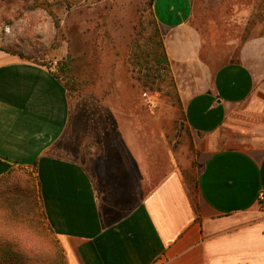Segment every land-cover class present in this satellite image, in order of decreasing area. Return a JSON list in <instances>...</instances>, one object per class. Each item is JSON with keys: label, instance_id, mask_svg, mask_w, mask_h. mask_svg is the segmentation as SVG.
Returning <instances> with one entry per match:
<instances>
[{"label": "crops", "instance_id": "crops-1", "mask_svg": "<svg viewBox=\"0 0 264 264\" xmlns=\"http://www.w3.org/2000/svg\"><path fill=\"white\" fill-rule=\"evenodd\" d=\"M205 2L152 5L199 150L197 199L188 175L134 146L88 162L61 155L66 87L0 47V177L35 169L69 264H264V34L223 51L201 29Z\"/></svg>", "mask_w": 264, "mask_h": 264}, {"label": "rangeland", "instance_id": "rangeland-1", "mask_svg": "<svg viewBox=\"0 0 264 264\" xmlns=\"http://www.w3.org/2000/svg\"><path fill=\"white\" fill-rule=\"evenodd\" d=\"M205 1L201 29L222 41L223 51L242 37L264 34V0ZM149 2L0 0V47L55 71L71 60V77L61 75L71 103L61 155L88 162L90 154L108 159L134 146L159 166L188 175L197 199L199 150L178 103L175 76V87L168 78L152 90L148 70L132 62ZM4 249L17 254L14 264H69L43 215L33 169L19 167L0 177V252Z\"/></svg>", "mask_w": 264, "mask_h": 264}, {"label": "trees", "instance_id": "trees-1", "mask_svg": "<svg viewBox=\"0 0 264 264\" xmlns=\"http://www.w3.org/2000/svg\"><path fill=\"white\" fill-rule=\"evenodd\" d=\"M153 1L154 0H150L149 2L148 16L146 18L145 25L139 33L140 36L135 40L133 51L131 52L133 64L135 66H139L141 70L143 68H146L148 70L146 76L147 78L150 79L148 82L151 84L152 90L155 89L154 84H156L157 82L161 83L167 81L168 78L170 79L169 83L174 87L176 86V82L170 65L169 56L163 39L161 27L153 12V8H152ZM12 53L18 54L21 57L25 58V55L21 51H12ZM48 67L53 73V75L64 84V86L67 89V92L69 93L68 85L63 82V80L61 79V75L64 74L69 78L71 77V75L69 74V72L72 70L71 60L66 61L64 63H58V67L56 71L53 70L50 66ZM147 84L148 83L146 82L145 86H147ZM178 103L183 111V117L185 120L184 107L180 97L178 99ZM14 170L15 169H12L9 172V174L12 173ZM37 195L40 198V188H39L38 178H37ZM16 256L17 254L14 251L8 249L1 250L0 264H14L16 263L14 261Z\"/></svg>", "mask_w": 264, "mask_h": 264}, {"label": "built area", "instance_id": "built-area-1", "mask_svg": "<svg viewBox=\"0 0 264 264\" xmlns=\"http://www.w3.org/2000/svg\"><path fill=\"white\" fill-rule=\"evenodd\" d=\"M263 199H264V195L262 194V195H261V200H263Z\"/></svg>", "mask_w": 264, "mask_h": 264}]
</instances>
